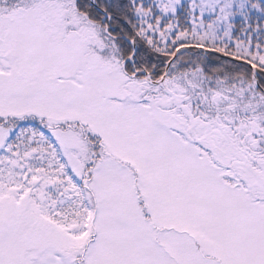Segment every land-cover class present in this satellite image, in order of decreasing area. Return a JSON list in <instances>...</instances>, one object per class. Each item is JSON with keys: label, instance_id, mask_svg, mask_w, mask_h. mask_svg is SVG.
Here are the masks:
<instances>
[{"label": "snow or ice", "instance_id": "obj_1", "mask_svg": "<svg viewBox=\"0 0 264 264\" xmlns=\"http://www.w3.org/2000/svg\"><path fill=\"white\" fill-rule=\"evenodd\" d=\"M0 264H264V0H0Z\"/></svg>", "mask_w": 264, "mask_h": 264}]
</instances>
